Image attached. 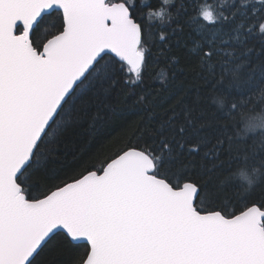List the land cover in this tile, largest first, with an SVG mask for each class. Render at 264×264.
Instances as JSON below:
<instances>
[{"label":"snow or ice","instance_id":"obj_1","mask_svg":"<svg viewBox=\"0 0 264 264\" xmlns=\"http://www.w3.org/2000/svg\"><path fill=\"white\" fill-rule=\"evenodd\" d=\"M145 8L0 0V264H264V198L239 207L256 189L264 197V0L151 9L161 41L187 37L211 101L184 98L168 75L161 92L135 91ZM129 88L127 109L142 115L124 147L65 179L69 146L86 151ZM54 241L61 262L48 259Z\"/></svg>","mask_w":264,"mask_h":264},{"label":"trees","instance_id":"obj_2","mask_svg":"<svg viewBox=\"0 0 264 264\" xmlns=\"http://www.w3.org/2000/svg\"><path fill=\"white\" fill-rule=\"evenodd\" d=\"M146 2L151 6V8L144 9L146 20L143 22L146 38L148 39V43L145 45V47L149 49V55L147 57L148 64L143 71V84L136 88L135 91L140 92L141 90H148L161 92L163 75H168L169 79L172 81L173 90H178L180 95L184 98L191 100L200 94H204L207 100L211 101L216 93H213L211 87L200 78L199 68L194 61L188 58L187 48L185 47L187 37H182L181 43L178 46L175 39L168 43L161 41L160 36L162 34H167L165 26L154 23L153 17L150 14L151 9H156L159 0H146ZM215 2L216 0H207V6L212 7ZM149 24L152 26L148 27ZM169 51L171 54H174L179 61L175 66L172 64H167L166 66L165 57ZM132 92V88L121 89L114 97L112 103L116 110L108 113L102 131L90 141L86 151H75L72 145L69 146L70 154L65 162L64 170L61 173L65 179L70 180L72 178H78L80 174H86L87 171L100 169L106 165L108 158L111 157L117 149L124 147V141L121 140L124 128L138 122L142 115V113L127 109V105L132 102ZM81 146L82 143L76 147ZM72 152H75V155H72ZM240 183L243 184L244 182L241 180ZM260 192V189H256L254 193L239 204V207H243L244 204L249 201L254 200L259 202L260 199L264 198L261 197ZM229 210L231 211L232 208ZM59 247L60 242L54 241L51 246L53 250L48 254V259L50 261L61 262L66 258L64 254L59 251ZM79 253L81 261L85 260L87 250L81 248L79 249Z\"/></svg>","mask_w":264,"mask_h":264},{"label":"water","instance_id":"obj_3","mask_svg":"<svg viewBox=\"0 0 264 264\" xmlns=\"http://www.w3.org/2000/svg\"><path fill=\"white\" fill-rule=\"evenodd\" d=\"M106 166V165H105ZM86 260V259H85Z\"/></svg>","mask_w":264,"mask_h":264}]
</instances>
